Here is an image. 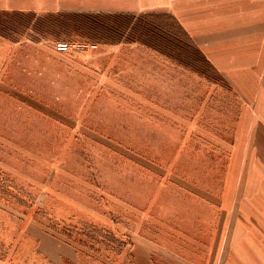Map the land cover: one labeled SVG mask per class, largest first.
Segmentation results:
<instances>
[{
	"label": "rangeland",
	"instance_id": "rangeland-1",
	"mask_svg": "<svg viewBox=\"0 0 264 264\" xmlns=\"http://www.w3.org/2000/svg\"><path fill=\"white\" fill-rule=\"evenodd\" d=\"M251 79L170 13L0 9V264H242Z\"/></svg>",
	"mask_w": 264,
	"mask_h": 264
},
{
	"label": "crops",
	"instance_id": "crops-1",
	"mask_svg": "<svg viewBox=\"0 0 264 264\" xmlns=\"http://www.w3.org/2000/svg\"><path fill=\"white\" fill-rule=\"evenodd\" d=\"M0 9L110 15L170 13L214 66L248 69L252 82L259 81L253 98L256 113L264 115V101H259L264 100V0H0ZM254 134L249 144L255 150L245 162L243 174L247 176L244 189L258 196L264 193V136ZM233 248L242 264L248 260V264H264V239L241 240Z\"/></svg>",
	"mask_w": 264,
	"mask_h": 264
},
{
	"label": "built area",
	"instance_id": "built-area-1",
	"mask_svg": "<svg viewBox=\"0 0 264 264\" xmlns=\"http://www.w3.org/2000/svg\"><path fill=\"white\" fill-rule=\"evenodd\" d=\"M65 46H66V45H64V44H59V45H58L59 49H64Z\"/></svg>",
	"mask_w": 264,
	"mask_h": 264
}]
</instances>
